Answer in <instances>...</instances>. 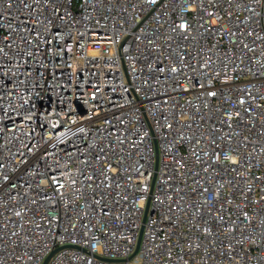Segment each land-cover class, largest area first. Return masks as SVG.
Masks as SVG:
<instances>
[{
	"label": "built area",
	"instance_id": "2783aa9c",
	"mask_svg": "<svg viewBox=\"0 0 264 264\" xmlns=\"http://www.w3.org/2000/svg\"><path fill=\"white\" fill-rule=\"evenodd\" d=\"M51 255L264 264V0H0V264Z\"/></svg>",
	"mask_w": 264,
	"mask_h": 264
},
{
	"label": "water",
	"instance_id": "95a60500",
	"mask_svg": "<svg viewBox=\"0 0 264 264\" xmlns=\"http://www.w3.org/2000/svg\"><path fill=\"white\" fill-rule=\"evenodd\" d=\"M144 220H145V218H144ZM138 247H139V246H138ZM138 247H137V249H136V252L138 251ZM136 252H135V253H136ZM52 255H53V254H52ZM52 255H51L49 258H47L43 264H48V262H49V261L51 260V258L53 257Z\"/></svg>",
	"mask_w": 264,
	"mask_h": 264
}]
</instances>
